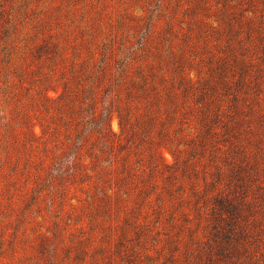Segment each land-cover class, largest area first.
<instances>
[{"label": "rangeland", "instance_id": "1", "mask_svg": "<svg viewBox=\"0 0 264 264\" xmlns=\"http://www.w3.org/2000/svg\"><path fill=\"white\" fill-rule=\"evenodd\" d=\"M0 6V264H186L243 161L264 222V0Z\"/></svg>", "mask_w": 264, "mask_h": 264}, {"label": "trees", "instance_id": "2", "mask_svg": "<svg viewBox=\"0 0 264 264\" xmlns=\"http://www.w3.org/2000/svg\"><path fill=\"white\" fill-rule=\"evenodd\" d=\"M2 6V5H1ZM0 6V42L4 44L10 42H21L27 37L25 32L20 29L19 21L9 20L5 16V12L1 10ZM253 12V11H252ZM254 14V13H253ZM253 20V18H251ZM249 22V21H248ZM253 27L252 21H250ZM254 28V27H253ZM264 37V36H263ZM244 70L240 74L239 79L235 82L239 86L244 84L245 73L248 66H258L257 61L249 60V65L246 61L243 62ZM120 122L122 127L125 120L123 113L119 112ZM229 128V127H228ZM209 129V128H208ZM231 164L235 165L236 161ZM250 166H254L247 161H243L239 170L233 176L236 181L234 188L230 189L228 193L224 191L215 195L212 200V207L209 212V223L205 225V234L197 236L192 239V242L186 248L185 262L195 259L194 264H264V222L255 218L252 221V227L248 225L250 217L254 215V202H251L246 192L247 180L251 177L248 170ZM245 174H242V171ZM222 176L220 169L217 171V177ZM260 189H264L259 185ZM145 193V190H144ZM263 198V199H262ZM264 202V193L261 195ZM144 201V200H143ZM139 203V201L137 202ZM142 203V200L140 201ZM161 205L163 202L160 201ZM248 212L246 215L245 213ZM187 221H190L189 218ZM203 221H198L197 226L202 227ZM126 230L122 237H127ZM139 232L138 234H140ZM195 233V232H194ZM123 238V239H124ZM122 239V240H123ZM121 240V242H122ZM257 247L253 248L255 243ZM139 244L131 247L129 254L133 255L138 249ZM150 257V253L146 251V258ZM122 260L128 262L129 258L125 255Z\"/></svg>", "mask_w": 264, "mask_h": 264}]
</instances>
